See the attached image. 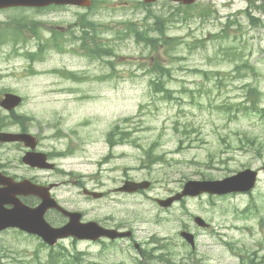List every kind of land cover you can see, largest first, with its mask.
<instances>
[{
    "label": "rangeland",
    "instance_id": "374dc122",
    "mask_svg": "<svg viewBox=\"0 0 264 264\" xmlns=\"http://www.w3.org/2000/svg\"><path fill=\"white\" fill-rule=\"evenodd\" d=\"M141 2L94 0L88 12L0 11V30L11 35L0 44V97L6 92L22 96L16 114L38 136V150L65 154L56 160L59 169L49 172L22 163L24 146L0 144V162L21 178L59 183L53 191L58 201L87 211L88 219H97L98 201L86 200L72 184L61 185L73 179L68 173L89 177L90 190L97 182L100 191L118 188L126 179L151 182L135 197L109 195L103 202L109 206L100 209L101 219L113 216L112 225L135 232L146 256L142 259L128 241L112 247L108 241L69 239L51 250L39 238L9 230L0 234V264H52L50 256L59 251L70 264H172L149 259L166 257V251L150 250L153 236L160 247L170 246L175 264H243L258 252L264 257L256 248L264 243V172L252 195L187 198L170 209L155 201L175 195L189 181L264 168V26L251 25L243 14L250 10L260 16L259 3L199 0L186 9L168 0L148 8ZM161 16L174 18L167 29V37L176 40L169 53L137 45L122 30L125 25L150 29ZM83 19L96 25L92 54L104 57L86 55L82 41L74 40ZM224 28L229 38H215ZM17 30L25 32L15 41ZM82 38L89 35L83 32ZM159 66L170 70L161 82L172 99L156 94L151 85L160 79L152 72ZM0 113L7 117L3 132L21 131L11 124V114L1 108ZM115 126L131 135L112 147L108 134ZM191 216L212 222L216 233L203 232ZM58 217L50 213L48 219L53 223ZM184 230L198 236L194 254L179 236Z\"/></svg>",
    "mask_w": 264,
    "mask_h": 264
},
{
    "label": "water",
    "instance_id": "95a60500",
    "mask_svg": "<svg viewBox=\"0 0 264 264\" xmlns=\"http://www.w3.org/2000/svg\"><path fill=\"white\" fill-rule=\"evenodd\" d=\"M159 0H144L146 3H153ZM174 3L183 5H192L197 0H170ZM75 4L90 6L89 0H0V9L11 7H27V6H47L50 4ZM22 102L20 96L14 94H5L0 104L3 108L11 110L17 107ZM28 135L0 133V142L23 141L31 147L36 144ZM43 155V154H42ZM44 156V155H43ZM24 162L33 166L48 168L44 158H40L33 153H29L24 157ZM6 180V178H5ZM257 180V172L246 170L238 173L233 177H229L223 181H204V182H189L183 194L166 201H159L164 207H169L171 204L181 199L183 196H197L203 193L209 194H228L232 192H248L255 187ZM4 184V182H3ZM6 188L0 191V231L5 228H19L30 234L39 236L46 244L55 246L59 240L74 237L79 240H93L96 241L102 237L115 239L117 237L129 236L130 233H119L115 230H105L97 223L91 222L87 224L81 223V214L67 211L61 207L58 202L50 194V187H40L32 184L30 181H23L15 184L12 182L5 183ZM149 183L135 184L127 183L122 191L135 192L138 189H146ZM20 195L30 196L36 195L41 198V203L36 207H31L20 201ZM96 198L101 197V194H95ZM6 205H12V209L5 208ZM50 209H57L65 216L69 217V222L61 227H54L46 220V213ZM196 221L204 225V222L197 218ZM185 235V234H184ZM193 244V239L185 235Z\"/></svg>",
    "mask_w": 264,
    "mask_h": 264
},
{
    "label": "trees",
    "instance_id": "16d2710c",
    "mask_svg": "<svg viewBox=\"0 0 264 264\" xmlns=\"http://www.w3.org/2000/svg\"><path fill=\"white\" fill-rule=\"evenodd\" d=\"M259 5L255 6V11L260 15L257 16V14H255L254 12L247 10L244 11L243 14L247 17V19L249 20V23L253 26H258V25H263L264 26V0H258ZM140 5L142 6V2L140 3ZM143 7V6H142ZM145 8V7H144ZM182 8V6L180 7ZM194 8L193 6L190 7H186V9H191ZM154 23L152 26H150V29L148 28H143L140 27L138 25H133L131 28H124V31H127L129 34V37H133L136 42L139 45H144L150 49H154V50H161L164 49L165 52L169 53V48L172 46L174 48V44H175V39L171 40L167 37V29H168V24L170 22H174V18H165V17H154ZM230 23V21L228 22ZM22 30H17V33L13 34V37H18L19 36V32ZM153 31L155 33L158 34L157 37L153 38L150 35V32ZM7 34V35H6ZM8 33L5 30H0V41L1 39H7L8 38ZM215 38H225L228 39L229 35L227 34L226 28H224L219 34L215 35ZM93 51H96V49L94 48ZM153 73H155L157 76L160 77V79L158 81H153L152 80V87L153 90L156 94H163V96H165L164 94H167V98L172 99L171 98V91L167 90L165 87V83L161 82V77H164L165 75H169L170 70H168V68L164 69L163 67L159 66L157 68H155L154 70H152ZM5 125V119L1 118L0 116V128H2ZM118 132V133H115ZM120 134V130L118 126H115L113 128V130L108 134V141L109 144L113 147L115 143H119V144H123L125 138L127 135H131L129 132L124 131V133L120 134V139L116 140L115 139V135ZM183 143V141H181V144ZM44 247H47L45 244H43ZM59 247H61V245H58ZM51 250H54V248H50ZM67 257L66 253H62V252H57L56 255H51L50 258L51 260L54 262L52 264H56V261L61 262V264H70L68 261H65ZM76 260H78V257L75 258Z\"/></svg>",
    "mask_w": 264,
    "mask_h": 264
},
{
    "label": "flooded vegetation",
    "instance_id": "af4514ba",
    "mask_svg": "<svg viewBox=\"0 0 264 264\" xmlns=\"http://www.w3.org/2000/svg\"><path fill=\"white\" fill-rule=\"evenodd\" d=\"M0 171L1 172H3L5 175H9V176H13L15 179H20V178H18L17 177V175H15V174H12V172H11V170H10V168L9 167H7V166H5L4 165V163H2V162H0ZM70 177V176H69ZM88 178L89 177H85V176H78L77 178H75V177H73V179H70V180H68L67 182H64L63 184H61V185H64V184H68V185H73V186H75V187H78L80 190H81V192H82V195H83V197L86 199V200H89V201H98V204H97V209H96V213H98L99 215L97 216V219H88V216H87V214H88V212L87 211H82L81 213H82V215H83V222H89V221H94V222H97V223H99L101 226H103V227H105V228H107V229H118L117 227L118 226H116V225H112V220L114 219L113 218V216H103V218L101 219V217H100V209L101 210H104L107 206H109L107 203H103L105 200H106V198L109 196V195H111V194H115V190L117 189V188H115V189H113V190H107V191H105L103 194H104V196L102 197V198H100V199H96V198H93V196L92 195H85L84 194V190L87 188L86 186H87V183H86V179L88 180ZM93 182H95V178H93V179H91ZM125 181H127V180H125ZM124 181V182H125ZM47 184H56V186H54L53 188H58V187H60V184L59 183H56L55 181H53V182H48ZM55 189H53V190H55ZM92 191H100V184L97 182V183H95L94 184V187L91 189ZM55 198H56V196H55ZM69 206H71L70 204H69ZM68 205H67V208L69 209V210H71V211H75V210H73V209H71L70 207H69ZM50 213H56V214H58L60 217H58V218H55L54 219V224L55 225H57V226H63V225H65L68 221H69V218L68 217H66V216H64V215H61L59 212H57L56 210H51L50 211ZM120 230H123V229H121L120 228ZM129 230H131L132 232H133V230L132 229H129ZM134 236H135V232H133V235H132V237L131 238H129L128 240H131L133 243L135 242V240H134Z\"/></svg>",
    "mask_w": 264,
    "mask_h": 264
}]
</instances>
